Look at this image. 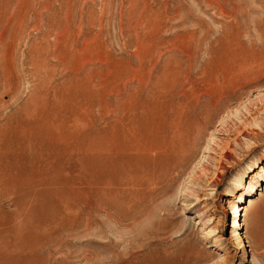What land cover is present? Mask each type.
I'll return each instance as SVG.
<instances>
[{
    "label": "rangeland",
    "instance_id": "rangeland-1",
    "mask_svg": "<svg viewBox=\"0 0 264 264\" xmlns=\"http://www.w3.org/2000/svg\"><path fill=\"white\" fill-rule=\"evenodd\" d=\"M0 264H264V0H0Z\"/></svg>",
    "mask_w": 264,
    "mask_h": 264
},
{
    "label": "bare ground",
    "instance_id": "bare-ground-1",
    "mask_svg": "<svg viewBox=\"0 0 264 264\" xmlns=\"http://www.w3.org/2000/svg\"><path fill=\"white\" fill-rule=\"evenodd\" d=\"M237 208H238V207H236V206H233V209H234V210H237ZM239 246H240V245H239Z\"/></svg>",
    "mask_w": 264,
    "mask_h": 264
}]
</instances>
